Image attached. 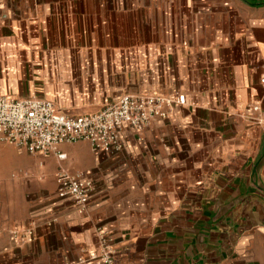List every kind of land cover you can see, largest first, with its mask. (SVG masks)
<instances>
[{
  "label": "crops",
  "instance_id": "obj_1",
  "mask_svg": "<svg viewBox=\"0 0 264 264\" xmlns=\"http://www.w3.org/2000/svg\"><path fill=\"white\" fill-rule=\"evenodd\" d=\"M263 75L264 0H0V94L71 116L185 97L114 155L0 142V264H95L99 229L119 264H264ZM60 170L92 181L83 211Z\"/></svg>",
  "mask_w": 264,
  "mask_h": 264
},
{
  "label": "built area",
  "instance_id": "obj_2",
  "mask_svg": "<svg viewBox=\"0 0 264 264\" xmlns=\"http://www.w3.org/2000/svg\"><path fill=\"white\" fill-rule=\"evenodd\" d=\"M264 93V75L260 77ZM185 97L177 93L166 96L158 93H124L105 103L98 111L80 115L59 112L51 100L36 95L15 98L0 94V142L13 144L28 153L55 154L64 142L87 141L95 153L114 155L123 150L126 131L140 132L155 120L168 119L176 104ZM249 111H259L260 104L248 105ZM56 195L69 198L83 211L92 191V181L82 174L60 170L55 176ZM31 229L14 230L17 240ZM98 252L90 255L95 264H119L115 257L112 235L99 229Z\"/></svg>",
  "mask_w": 264,
  "mask_h": 264
},
{
  "label": "rangeland",
  "instance_id": "obj_3",
  "mask_svg": "<svg viewBox=\"0 0 264 264\" xmlns=\"http://www.w3.org/2000/svg\"><path fill=\"white\" fill-rule=\"evenodd\" d=\"M137 4H139V3H137ZM140 4H143L142 2L140 3ZM139 9L140 10H144V8L143 7H139ZM9 198H11L13 201H16L17 200V197H16V195L13 193V194H9Z\"/></svg>",
  "mask_w": 264,
  "mask_h": 264
}]
</instances>
